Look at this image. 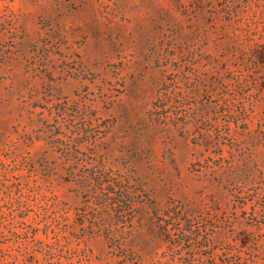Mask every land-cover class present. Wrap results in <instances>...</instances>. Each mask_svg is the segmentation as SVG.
I'll return each instance as SVG.
<instances>
[{
    "label": "rangeland",
    "instance_id": "rangeland-1",
    "mask_svg": "<svg viewBox=\"0 0 264 264\" xmlns=\"http://www.w3.org/2000/svg\"><path fill=\"white\" fill-rule=\"evenodd\" d=\"M0 264H264V0H0Z\"/></svg>",
    "mask_w": 264,
    "mask_h": 264
},
{
    "label": "trees",
    "instance_id": "trees-1",
    "mask_svg": "<svg viewBox=\"0 0 264 264\" xmlns=\"http://www.w3.org/2000/svg\"><path fill=\"white\" fill-rule=\"evenodd\" d=\"M199 140H196V143H198ZM210 166V164H203L200 160H197L195 162L192 163V169L193 170H201L202 168H206ZM111 191H113L115 193L114 199L116 198V202H121L123 207L126 208H130L131 203H132V197L127 193V191L124 188H121V186H119L118 189H114V187L111 188ZM123 198H122V197ZM120 197V198H119ZM121 203H118L119 205H121ZM121 207V206H120ZM48 246H51L50 243L47 244Z\"/></svg>",
    "mask_w": 264,
    "mask_h": 264
}]
</instances>
